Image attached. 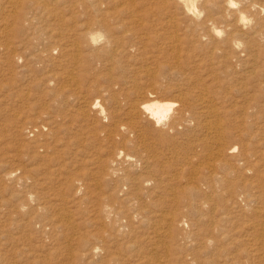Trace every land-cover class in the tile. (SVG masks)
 Instances as JSON below:
<instances>
[{"label": "rangeland", "instance_id": "1", "mask_svg": "<svg viewBox=\"0 0 264 264\" xmlns=\"http://www.w3.org/2000/svg\"><path fill=\"white\" fill-rule=\"evenodd\" d=\"M5 36L7 35L2 34L0 36V46L2 44L4 47V43L8 42L9 38ZM258 42L260 49L258 48L259 50L255 53L252 52L253 55L249 54L250 57L248 58L250 59L247 60L246 65L239 58L236 61L220 60V64L218 62V65L215 64L214 66V75L217 76V83L215 84L217 85L213 87L214 99L216 100L213 99V103L218 108L216 118L221 123L219 132L225 131L228 134H226L228 136L226 143L235 147L231 155L233 157L236 153L239 155L234 158L230 157L231 161L227 158L231 155L225 157L229 163L233 164L243 154L246 157V164L253 171L249 168L243 170L241 169L242 165H239L236 168V173H241L239 175L234 173L235 176L230 175L228 180L232 183H230L231 188L235 192L234 195L237 193L235 202L232 200L231 194L228 193L229 191L224 189L214 196V198H217L218 195L222 196L223 199L218 201L216 199V203L220 210L221 206L227 209L226 219L224 218L217 224L219 227L217 233L219 234L221 231L225 237L222 238L223 243L221 239L219 240V251L214 248L215 246H209L206 249L208 250L206 254L202 253L200 246H198L199 229L191 226L192 218L195 219L194 212L191 213L190 211L187 214L185 210V203L193 198L192 192L190 193L192 189L189 186L195 185L197 178L206 171L201 168L202 166L198 162V158L203 153L200 142L201 134L196 130H186L184 127H179L177 132L169 134L165 140L161 136H159L160 138L156 136L153 131L148 142L151 146L149 147L150 150L157 151L154 152L157 157H155L156 161L154 158L151 162L149 161L150 166L147 164L148 168L143 169L142 167L144 171L140 169L144 165L143 160L150 157L144 152L141 161L137 164L133 157L134 160H127L121 156L117 164L112 167L111 160L122 147L113 143L111 145V140H108L104 134L105 128L111 123L108 113L105 111V113L96 114V109H88L85 110L86 113L88 112L87 118L78 108L80 104L77 97L83 94L82 96L86 97L89 104L92 100H97L103 107L106 101L94 95L87 87H84V90L82 86L78 88L68 84L64 78L60 79V76H64V71L70 67L67 68L69 64L66 60L64 64L58 57L56 49H51L52 55L63 62L57 66V69H53V72L56 73L55 76L59 73L57 78L53 72H50L49 67L42 68L48 63L35 65L38 70L30 66L25 68L23 66L22 48L7 50L1 46L0 264H114V262L115 264H215L217 261L216 264H222V262L223 264H264V236L262 237L259 233L260 226H262L260 224L264 222L262 216L259 215L264 211V48H261V46L264 47V38ZM148 45L140 48L139 51L132 52V56L136 60L132 56L129 57L130 60L126 64L130 69L132 66V69L136 68L137 70V67L148 65L153 68L156 67V64L167 63L170 56H168L160 39H155ZM12 50L14 51L12 52ZM147 57L149 58L147 59ZM99 64V69L104 68L103 63ZM104 64H107L106 67H108L109 63L105 62ZM61 68L62 75L59 72ZM39 70L41 71L39 72ZM100 73H104V71ZM155 76H157L158 83H161H159L160 85L163 87L168 85L167 89L171 88V90L153 94L159 100L170 101L173 98L172 91L177 92L178 86H181L182 90H186L188 87V85L184 87L182 84L184 81L181 82L178 78L169 76L167 72ZM102 84L106 85L105 83ZM215 86L217 87L215 88ZM172 88L174 89L172 90ZM86 90L87 92L84 93ZM70 91L73 93L71 94ZM76 92L79 93L76 94ZM84 109L87 108L84 107ZM71 114L72 116H70ZM166 116L165 120L170 115L167 114ZM142 123L153 128L144 118ZM187 124L190 126L192 122ZM65 126L71 127L70 131ZM33 127L35 130L32 135L27 130ZM94 128L95 131H93ZM103 130L104 132H102ZM237 134H240L243 139L237 138L238 136L235 137ZM229 135L232 136L229 137ZM116 139L115 142L118 140ZM241 139L243 141H240ZM242 147H245L246 150H243ZM130 150V148H124L123 153L129 151L128 153L135 156L134 151L131 150V153ZM193 151L195 152L193 153ZM196 154L197 157H195ZM101 160L103 162H100ZM152 164L157 166L153 167ZM112 168H115L116 174ZM220 168L219 165L215 168L219 176L224 171ZM146 170L151 174L149 172L146 174ZM202 170L204 171L201 174ZM142 174H146L145 178L142 176L143 179L140 178ZM124 175H130V178ZM152 176L156 177V181ZM260 176L261 179H259ZM146 177H151L156 185L151 182H139L140 179L144 180ZM159 178L162 179L163 183ZM124 181H128V184ZM239 182L242 185L243 182H247L251 187L247 183L241 187ZM198 184L200 185L199 181L196 182V185ZM113 187L115 190L112 194L114 195L110 194ZM179 188L182 192L184 191L183 195L182 192H179V195L173 194L172 189L179 191ZM201 188L204 189V186L201 185ZM145 194H150L152 197ZM241 194L249 196L246 203L241 200ZM132 195L134 196L131 197ZM134 198H138V202ZM142 199L144 200L143 203L141 202ZM153 202L158 204H154L153 207ZM142 206L146 210H143ZM156 208L159 209L156 210ZM112 210L113 212H111ZM138 210L140 213L137 212ZM132 212L133 214H131ZM145 212L148 214L146 215ZM151 212L153 215L156 214L155 217L153 215L151 217ZM166 213L168 215L178 213L180 214L178 217L183 221L179 223L180 225L174 224L169 227L162 218V215H167ZM149 215L152 219L148 217ZM44 218L46 219L44 220ZM140 219H144L145 223L149 221L150 223L145 225L143 224L144 221ZM221 222L228 225L224 226ZM168 231L169 235H167ZM214 237L217 240L221 236H216L215 231ZM213 248L215 249L214 252L220 253L216 262L213 260ZM199 260H207V262H198Z\"/></svg>", "mask_w": 264, "mask_h": 264}, {"label": "bare ground", "instance_id": "2", "mask_svg": "<svg viewBox=\"0 0 264 264\" xmlns=\"http://www.w3.org/2000/svg\"><path fill=\"white\" fill-rule=\"evenodd\" d=\"M2 34L7 35L5 37H8L9 40H11L9 41L6 38L8 42L4 43L3 41L4 47L7 50H10L11 48L23 49V66L25 68L28 66L35 68L36 67L35 65L37 64L48 63L49 66L43 65L42 68L46 69L49 67L50 72H53L54 68L57 69V66L61 65L66 60L69 64L68 66L67 65L66 66L67 68L68 67L70 68L67 69V71H64V76H60V79L64 78L65 81L68 82V84H71L78 88L81 86L83 87V89L84 87H87L90 91L94 93V95H97V97H100L104 101H106L105 106L103 107L101 104L98 103L97 100H92L89 104L86 97L82 96L83 94L77 97L78 103L80 104L78 108L81 109V113L84 116L88 115V112L87 113L85 112V110L88 109H94V110L96 109L95 110L96 114L97 113L102 114L103 112L105 113V111H107L108 117L110 119L109 122L111 123L110 126L105 128L104 134H106V138L108 140H111V145L113 143L115 145H120L122 147L119 151L116 152V156L112 158L111 160L112 167L115 166V164H117L118 159L121 156H123L127 160L135 159L137 164V162L141 161L142 154L145 152V154L147 153L148 157L149 156L150 157L146 160L142 159L143 160L142 163L144 165H142L140 169H142V167L143 169L148 168L150 166L148 164L149 161L151 162V160L152 159L154 160V158L156 157L155 155L156 153L154 152H157L156 150L153 151L150 150L151 148H149L151 146L149 145L148 141L152 136L153 131L155 132L156 136L158 137L161 136V138L165 140L166 138H168L169 134L171 133L173 134V132H177V129L179 127H184L186 130L187 129L192 131L196 130L197 132H199L202 137V138L200 137L201 138L200 142H201V148L203 149L202 150L203 153L201 154L200 152H198L201 154V156L198 158L199 159L198 162L199 165L202 166L201 168L205 169L206 171L203 175L197 178V180L195 181V185L189 186L190 189H192V191L190 189L189 190L190 193L192 192L191 194L193 196L192 198L193 201L188 200L185 203V207H186L185 210L187 214H189L190 211L191 213L192 211L194 212L195 219L192 218L191 226H195L196 228L199 229L198 239L200 245L198 244V246H200L202 253L206 254L208 251L206 249H208L209 246H215L214 248L217 250L220 249L218 248L220 245L219 240L220 239L222 240V238L225 237V234L220 230H219L220 233L219 234L217 233L219 228L217 227V224L219 221H223L224 218L226 219L228 214L226 213L227 209H225V207L221 206V210H220L218 204L216 203V199L217 201L221 200L222 196L218 195L217 198L216 197L214 198V196L217 195L222 189H224L226 191H229L228 193L231 194V197L233 198L232 200L235 202V199L237 200V198L235 197V195L237 196V193L234 195L235 192L231 188L230 185L231 182L228 179L230 178V175L236 173L237 166L242 165L241 166L242 168L241 167L240 168L243 170H247L249 166L248 164H246L247 163L246 157L243 154L242 155L240 154L241 156L239 157V159L236 160L234 159L235 161L233 164L229 163L228 161L230 157H233L231 153H233L235 147L232 145H228V143H226V137L228 139V136H226L227 133H225V131L223 132L224 134L222 132H219V127L221 126V123L220 121L217 120L218 118H216L218 114L217 111L218 108H216L213 103L214 102L213 99L215 95L213 91L214 90L213 87L214 85H217L215 84L217 83L216 82L217 76L214 75L215 72L214 66L218 62L220 64L221 61H226V60L236 61L239 58H240L239 60L242 59L243 60L242 63L246 65L247 60L250 59L248 58L250 57L249 54H252V52L255 53L257 50L260 49V47H258L259 46L258 41L264 38V0H0V36H2ZM155 39H160L162 44L165 46L167 50L166 52L168 56H170V58L167 56L169 58L167 63L156 64V67L153 68L148 65V66L137 67V70L136 68L132 69L133 66L130 69L127 66L128 64H126V62H129L130 60L129 57L132 56V52L139 51L140 48L145 47L148 44L150 45L151 42L154 41ZM53 48L56 49L58 53V57H60L63 62H61V60H57V57L52 55L51 49ZM261 48L264 47L261 46ZM13 51L14 50H12V52ZM261 51L263 50L261 49ZM149 55L151 57V54ZM256 57L258 58V56ZM148 58L149 57H147V59ZM105 62L109 63L108 67H106L107 64H104ZM99 63L101 64L103 63L102 65L104 68L99 69L98 68V66L100 65ZM35 70L38 69L35 68ZM41 70H39V72ZM61 71L62 68L59 71L61 73L60 75L63 74ZM101 71H104V73H100ZM42 72L44 71L42 70ZM165 72H167L169 76L178 78V80H181V82L184 81V83L182 82V84H184V87L185 85H188L186 90L184 88H183L184 90H182V88H180L181 86H178L177 92L175 90L172 91L173 100L171 99L170 101L159 100V98L157 99L155 97L156 95H153L156 92L159 93V91L165 92L166 90H171V88L167 89L168 85L167 87H163L162 85H160L161 83L159 82L160 83L159 84L158 81L156 80L157 78V76H155L156 74L162 75ZM198 73H201L202 75ZM53 74L54 76L56 75V73L54 72ZM58 74L57 76H55L56 78L58 77ZM52 78L55 79L54 77ZM102 83H105L106 85ZM216 87L217 86H215V88ZM173 89L174 88H172V90ZM86 92L87 90L84 93ZM78 93L76 92V94ZM76 94L74 93V95ZM84 107H86L87 109H84ZM62 111L61 113H63ZM57 114L59 113L57 112ZM167 114H169L170 116L165 120ZM65 116H63L64 119ZM70 116H72V114ZM143 118L147 122H149V124L152 125L153 128L155 127L154 130H152L153 128H151V126H148V124L144 125L142 123ZM188 122H192V125L189 126L187 124ZM65 127L69 128L70 131L71 127L68 126ZM34 130H35L34 127L29 128L27 132L33 135ZM93 131H95V128ZM102 132H104V130ZM231 136L229 135V137ZM236 136H238L237 138H242L240 134L235 135V137ZM115 139L117 140L116 142ZM242 139L240 141H243ZM124 148H130L132 151H134L135 156L133 154L128 153L129 151L123 153ZM244 149L245 147L243 148V150ZM194 152L195 151H193V153ZM226 155H231V156H228L227 157L228 159H226L225 157ZM237 155L238 154L236 153L235 156ZM252 156L254 155L252 154ZM195 157H197V154ZM100 162H103V160H101ZM104 163L107 164V162ZM147 164L149 166H147ZM155 164L154 165L152 164L153 167L157 166ZM217 165H219V167L221 166V168L224 170V171L222 170L223 173L220 174V176L218 172L215 171ZM158 166L160 167V165ZM114 169L112 168L113 171ZM203 171L204 170L201 171V174L203 173ZM123 172L122 174H125ZM145 172H147V170ZM148 172L146 174H148ZM106 173L108 174V172ZM114 173L116 174L115 171ZM240 173H238L237 175H239ZM146 174H142L140 178H142V176L144 177ZM108 175H110V173ZM129 176H125V177H129ZM108 177L110 178V176ZM155 178L156 177H154V179ZM132 179H134V177H132ZM259 179H261V176ZM155 181L152 180L151 177H146V179L144 180L141 179L139 180V182L141 183L144 182L155 183ZM197 181H199L200 183V185L198 184L199 186L196 185ZM127 182L126 184H128ZM161 182L163 183V181ZM239 183L241 184V182ZM243 183H244L243 185H245L247 182L246 183L243 182ZM154 185H156V183ZM201 185L204 186V189L201 188ZM243 185L241 187H243ZM136 186L139 187V185ZM249 187H251V185ZM161 188H162V184H161ZM163 188L165 187L163 186ZM113 190H115L114 187L110 194L114 192ZM172 190L174 192L173 194H177V195H179V192L180 193L182 192L180 188L179 191H175L174 189ZM152 192L150 193L153 194ZM183 192L181 193L182 195ZM133 196L134 195H132L131 197ZM142 197L144 198V196ZM149 197L152 196L150 195ZM138 198L141 197L138 196ZM134 199L135 201L137 200L136 198ZM248 199L249 196L246 195L241 196V200L245 203L246 201H248ZM173 200L175 199L173 198ZM142 201L144 200L142 199L141 202ZM251 201L253 200L251 199ZM136 202H138V200ZM156 202L152 203L153 207L154 204H158ZM139 208H141V206ZM158 209L156 208V210ZM153 210H155V208ZM111 212H113V210ZM137 212H139V210ZM151 213H152L151 214L152 217L153 212ZM178 213L172 215H168V213H166L167 215L165 214L162 215V218L166 222V225L170 227L173 226L174 224L177 225L181 221H183L178 217V215H180ZM131 214H133V212ZM147 214L148 213H146V215ZM259 215L262 216L263 219L262 221H264V211L262 213H259ZM148 217H150V215ZM151 217L150 219H152ZM45 219L46 218H44V220ZM140 220L144 221V219H140ZM135 221L137 220L135 219ZM147 223H150V221ZM147 223H145L144 221L143 224L146 225ZM221 223L224 224V222ZM226 225L228 224L226 223ZM226 225L224 224V226ZM260 225L262 226H260L261 229L260 232L259 231L258 232L263 237L264 222L263 224ZM169 231L167 235H169ZM215 231H216V236L217 235L221 236L217 240L216 237H214ZM160 234L162 235V233ZM221 242L223 243V240ZM214 248L212 251V253H214L213 254L214 259L213 258L212 259L215 260L216 262L217 259H219L220 253L214 252L215 251ZM230 257H229V262H230ZM207 260L206 261L199 260L198 262L203 263L204 261L207 262ZM216 263H218V261Z\"/></svg>", "mask_w": 264, "mask_h": 264}]
</instances>
